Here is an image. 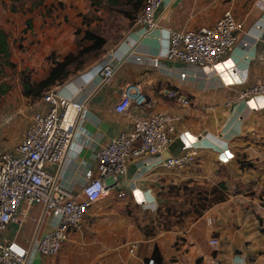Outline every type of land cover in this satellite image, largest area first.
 Returning a JSON list of instances; mask_svg holds the SVG:
<instances>
[{"label":"crops","instance_id":"1","mask_svg":"<svg viewBox=\"0 0 264 264\" xmlns=\"http://www.w3.org/2000/svg\"><path fill=\"white\" fill-rule=\"evenodd\" d=\"M225 9L243 23L226 57L207 68L163 57L167 30L210 25ZM156 14L157 28L142 34L132 22L113 47L121 59L108 81L100 75L102 59L54 86L84 108L62 162L46 167L66 193L81 195L85 180L98 174V150L139 116L158 111L175 117L185 143L180 151L193 148L195 159L181 168L162 164L170 151L130 159L58 252L32 249L25 264H146L154 248L160 264H264V96H238L264 80V1L162 0ZM127 84L138 86L130 106L119 113L114 104ZM167 89L184 93L190 104L178 103ZM45 106L41 99L36 110ZM212 188L223 198L200 205L197 193L209 197ZM22 209L25 214L10 222L3 236L28 247L55 219L40 204ZM212 237L216 244L209 242Z\"/></svg>","mask_w":264,"mask_h":264},{"label":"built area","instance_id":"2","mask_svg":"<svg viewBox=\"0 0 264 264\" xmlns=\"http://www.w3.org/2000/svg\"><path fill=\"white\" fill-rule=\"evenodd\" d=\"M161 3L162 0H144L133 21L141 27L142 34L159 26L160 15L156 11ZM255 27L260 29L261 24ZM242 29V21L237 20L230 9H225L210 25L167 30L162 55L192 67L207 68L231 52ZM120 59L117 48L105 54L100 66L103 82L112 77ZM136 59L140 60V57ZM153 60L155 64L156 58ZM231 74L240 81L235 66L231 67ZM180 77L185 78L186 72L181 71ZM137 86L127 84L121 90L114 104L116 112H124L130 106L132 89ZM166 94L182 105L190 104V98L176 89H167ZM260 95L264 96V80H257L238 93L242 98ZM41 99L45 108L34 111L21 137L9 149L0 151V264H25L32 249L43 255L56 254L70 230L81 228L88 207L104 196L117 177L126 172L130 159L160 154L181 135L176 132L175 117L164 111L139 116L130 129L119 131L98 150V174L85 180L81 195H70L46 165L62 162L73 137L76 115L84 108V103L62 95L54 88L46 90ZM195 153L190 147L165 157L162 164L181 168L195 159ZM23 204H40L43 213L55 219L52 229L32 239L28 247L3 236L7 225L25 214ZM209 242L216 244L217 239L212 237ZM146 264L159 263L149 257Z\"/></svg>","mask_w":264,"mask_h":264},{"label":"rangeland","instance_id":"3","mask_svg":"<svg viewBox=\"0 0 264 264\" xmlns=\"http://www.w3.org/2000/svg\"><path fill=\"white\" fill-rule=\"evenodd\" d=\"M120 9L90 0H0L9 50L6 61L0 57V151L20 138L41 100L23 84L33 87L66 58L72 60L68 76L101 61L133 22Z\"/></svg>","mask_w":264,"mask_h":264},{"label":"trees","instance_id":"4","mask_svg":"<svg viewBox=\"0 0 264 264\" xmlns=\"http://www.w3.org/2000/svg\"><path fill=\"white\" fill-rule=\"evenodd\" d=\"M144 0H90L91 5L105 4L109 8L120 7L125 16L130 17L132 21L138 11L141 9ZM28 24L29 21H28ZM9 56L8 41L6 37V32L0 27V57L4 58L5 61ZM72 60L64 59L62 61H57L54 66H52L46 77H44L40 82H37L30 87L29 83H24L23 88L28 95H42L46 90L51 89L53 86L61 84L69 75L68 66H70ZM79 66V65H78ZM78 69L83 68L82 65L77 67ZM197 200L200 205L206 206L223 198V193L216 189H210V196L207 197L204 193H197ZM157 263L160 264V255L157 249L154 248L152 256Z\"/></svg>","mask_w":264,"mask_h":264},{"label":"water","instance_id":"5","mask_svg":"<svg viewBox=\"0 0 264 264\" xmlns=\"http://www.w3.org/2000/svg\"><path fill=\"white\" fill-rule=\"evenodd\" d=\"M183 145H184V141L183 139H181V137L174 139L165 150V151H170L166 157L170 156L171 154L178 153L182 149ZM174 148H176V150H174Z\"/></svg>","mask_w":264,"mask_h":264},{"label":"clouds","instance_id":"6","mask_svg":"<svg viewBox=\"0 0 264 264\" xmlns=\"http://www.w3.org/2000/svg\"><path fill=\"white\" fill-rule=\"evenodd\" d=\"M98 187V186H97Z\"/></svg>","mask_w":264,"mask_h":264}]
</instances>
